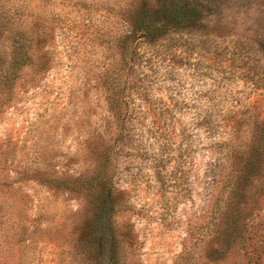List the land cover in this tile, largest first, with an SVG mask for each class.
I'll return each mask as SVG.
<instances>
[{
    "label": "rangeland",
    "instance_id": "1",
    "mask_svg": "<svg viewBox=\"0 0 264 264\" xmlns=\"http://www.w3.org/2000/svg\"><path fill=\"white\" fill-rule=\"evenodd\" d=\"M161 1L0 0V71L20 36L43 35L47 56L0 99V264H108L113 244L120 264H264V0H195L204 22L145 55L122 207L97 234L105 258L88 252L75 185L116 137L105 82L124 12Z\"/></svg>",
    "mask_w": 264,
    "mask_h": 264
},
{
    "label": "trees",
    "instance_id": "2",
    "mask_svg": "<svg viewBox=\"0 0 264 264\" xmlns=\"http://www.w3.org/2000/svg\"><path fill=\"white\" fill-rule=\"evenodd\" d=\"M124 13L126 34L121 60L115 69L117 72L105 82L109 92L106 99L116 127V137L97 150L101 162L99 170L86 181L80 180L75 185L78 189L86 188L92 198L94 229L92 241L87 246L92 257L102 254L98 252L102 239L97 234L115 230V215L122 207L118 203L121 192L115 186V179L122 153L128 148L133 136L131 129L135 126L136 114L132 106L140 94L138 72L143 67L144 57L160 46L169 49L175 37L184 36L201 25L205 20V5L195 0H162L155 8L145 6L136 11L126 9ZM42 36H20L13 40V51L5 53V61L2 60L6 66L0 71V99L3 96L10 97L15 82L20 78L19 73L24 68L46 65V54L35 50V45H41L44 41ZM2 205L0 202V209ZM108 264H120L115 244Z\"/></svg>",
    "mask_w": 264,
    "mask_h": 264
}]
</instances>
